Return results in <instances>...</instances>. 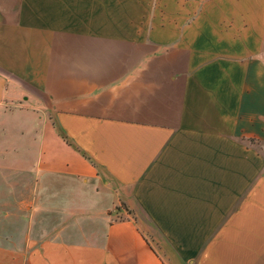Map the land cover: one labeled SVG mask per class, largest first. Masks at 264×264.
I'll return each mask as SVG.
<instances>
[{"label":"crops","instance_id":"0c3cea01","mask_svg":"<svg viewBox=\"0 0 264 264\" xmlns=\"http://www.w3.org/2000/svg\"><path fill=\"white\" fill-rule=\"evenodd\" d=\"M0 221V264H264V0H0Z\"/></svg>","mask_w":264,"mask_h":264},{"label":"rangeland","instance_id":"374dc122","mask_svg":"<svg viewBox=\"0 0 264 264\" xmlns=\"http://www.w3.org/2000/svg\"><path fill=\"white\" fill-rule=\"evenodd\" d=\"M10 223H13L12 225ZM20 221H0V239L5 237H15L14 235L21 229L23 225L19 224ZM1 244L3 242H0Z\"/></svg>","mask_w":264,"mask_h":264}]
</instances>
